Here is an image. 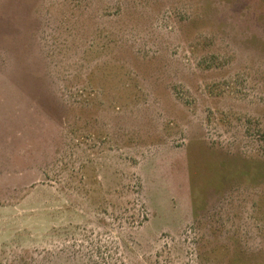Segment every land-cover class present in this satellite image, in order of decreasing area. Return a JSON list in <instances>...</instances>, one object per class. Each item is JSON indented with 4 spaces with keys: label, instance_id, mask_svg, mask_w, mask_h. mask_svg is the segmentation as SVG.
Segmentation results:
<instances>
[{
    "label": "rangeland",
    "instance_id": "1",
    "mask_svg": "<svg viewBox=\"0 0 264 264\" xmlns=\"http://www.w3.org/2000/svg\"><path fill=\"white\" fill-rule=\"evenodd\" d=\"M0 264H264V0H0Z\"/></svg>",
    "mask_w": 264,
    "mask_h": 264
},
{
    "label": "crops",
    "instance_id": "2",
    "mask_svg": "<svg viewBox=\"0 0 264 264\" xmlns=\"http://www.w3.org/2000/svg\"><path fill=\"white\" fill-rule=\"evenodd\" d=\"M0 224H3V222L0 220ZM1 227V226H0ZM1 230V229H0Z\"/></svg>",
    "mask_w": 264,
    "mask_h": 264
}]
</instances>
